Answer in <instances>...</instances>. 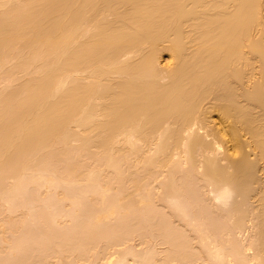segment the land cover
<instances>
[{
  "label": "bare ground",
  "instance_id": "bare-ground-1",
  "mask_svg": "<svg viewBox=\"0 0 264 264\" xmlns=\"http://www.w3.org/2000/svg\"><path fill=\"white\" fill-rule=\"evenodd\" d=\"M0 8H4L0 10V67L4 68L3 65L6 61L8 63L7 67L9 63L14 62L13 65L16 67L18 73L16 70L15 72L18 75L21 74L19 73L21 71L23 73L26 72L22 74L28 77L31 76L30 68L36 67V69L33 68L31 71V74L34 71L36 74L33 73L34 76L29 77L30 79L28 80L23 79V84L17 88L14 86L13 91L10 88L16 80H13L11 83L7 79H17L18 75L16 76V73H13L15 67L13 66V68L9 69L7 74L0 75L1 79L2 75H5L4 77L6 78L4 81L2 79V82H8L7 86L12 84L6 90L5 85H3L4 89H0V93L8 90V93L0 94V174L3 172L2 176H5L11 168L12 171L14 168H17L21 172L23 170H40L42 167L44 168V164L46 163H44L42 157L44 153H50L52 156L58 155L59 151L61 153L65 151V154L71 142L73 144L74 139L81 141L79 145L80 149L78 148L79 151L86 150L88 152L92 148H96L98 152H93V154L95 153V156L99 157L98 160L96 159L97 161L99 159L102 161V164L100 163L101 168H103L102 165L104 164L103 166L109 170L116 168L115 172L118 169L120 170L124 164L126 166L129 162L128 160L132 159L134 155H139L137 159L143 163V166L145 165L144 169L147 168L146 166L152 168L158 165L161 168L163 165L165 168V164L167 165L170 162L169 164L171 165L172 163L173 167L170 165L167 167H171L172 170V168H176L177 163L181 168V165L183 164L184 166L187 162L190 167L191 165L195 166V168L199 167L197 169L198 172L195 170L196 173H200L199 170H202V174H200L206 180L205 183H208H206V188L209 185L207 188V191L209 190L208 192H210L209 196L211 197L212 195L211 199H213L212 201L216 207L219 206L218 208H220L221 206L223 209L224 207L228 209V215H231L230 219L234 221L232 225H234V229H237H235L236 234L237 231L240 232L245 227L246 218H248L246 217L245 211L247 210L245 207L247 208L248 203H250L248 198L250 201L251 199L257 201V217H261V220L258 217V220L261 222L258 224L262 225L259 227L261 231L257 228L259 230V232L257 231L259 233H257L259 240L257 239V243H255L256 236L255 240L248 238L254 241H251L254 245L250 243V247L245 248H247L246 250H248L250 256L256 259V264H264V177L261 181L257 177L258 172H263L262 176H264V0H16V2H12V0H0ZM163 57L167 59L165 63L162 61ZM9 59H11V62ZM10 70L13 71L10 72ZM78 73H84L85 75H77ZM9 75L12 77H9ZM213 111L217 113L216 116ZM208 113L209 115L213 113L214 119L211 118L213 116H208ZM76 127H80V131H77ZM145 145L148 149L144 148ZM221 153L223 156L219 155ZM177 154L179 161L176 159V162L173 164L174 161H171L175 159L174 156ZM83 155L85 154L83 153ZM68 157H70L69 154ZM79 159H82V157ZM79 162L81 163V160ZM130 163H132V160H130ZM100 164L98 163V167L96 165V168L93 166L92 168L94 169L88 167V171L92 170L93 172L91 174L95 175L97 173L96 178L95 176L91 178V175H88L91 171L88 174L86 173V176L82 175L84 173L81 175L84 178L89 176L90 179L85 178L87 179L85 183L86 181L88 183L89 180L92 182V179L98 180L94 181L97 183H95L96 186L102 189L97 187L101 193V191L103 192L102 187H104V192H106L110 185L105 182V178L103 179L104 175L102 177V174H99L103 170L106 172L104 168L100 170ZM136 164L138 165V163ZM64 165L66 164L64 163ZM76 165L77 168L81 166L79 164ZM49 166L47 167L51 169L52 165ZM71 166L70 169L73 168V173L76 166ZM178 166L176 169H178ZM96 169H99V173L95 172ZM42 171L44 170L41 169L40 173ZM74 171L77 174L79 173V175H76L75 172L73 174L71 172L68 173V171L67 174L70 176L72 174V177L74 175L75 177L71 179L76 180L67 178L68 181L70 180L75 183L81 178L79 177L81 172L79 170V172L77 170ZM122 171H119L121 174L117 172L119 174L117 176L123 175L124 172L122 173ZM151 171L153 172V170ZM16 172H8L9 174L7 175L18 174ZM171 172L169 169L168 173ZM175 172L178 174L180 171L175 170ZM34 173H38V171ZM47 173L45 172V174ZM148 173L146 174L148 175ZM173 173L174 171L171 175L168 174L169 177L166 176L173 184L169 185L170 188L176 189L173 192L170 189V194L172 195H169L170 204H175L174 206H179V209L182 208L181 210L185 211L186 206L190 207L189 204H195V194L192 193L195 189L191 190L193 184L188 185L190 189L185 191H181L184 189H180V192L183 193L178 192L174 195L177 190L179 191V187L176 186V180L179 181L184 176H177L178 179L180 178L178 180ZM42 174L38 176L41 177ZM53 174L55 173L53 172ZM22 176L21 174L20 177ZM123 176L119 178L122 179ZM140 178L134 185L131 183L133 188H129L132 187L130 184V186L128 185L129 187L125 186L122 180L121 183H117L116 185L119 184L118 190L121 187L119 192L123 190V193L118 192L119 199L121 197L119 194H122L124 199H129L130 201L132 199L134 201L137 200L140 204L148 200L150 202L152 197L151 200H153L154 195L150 192L151 186L146 190V186L149 184H144L149 178H145L144 180H142L143 178L140 180ZM1 179L2 177L0 181ZM50 179L52 180V178ZM18 180L14 179L17 183L19 182ZM40 181L38 182L41 183ZM63 181L66 182V180ZM107 181L109 182V180ZM259 181L261 183H258ZM52 182L54 181L52 180ZM256 182L260 184L258 188ZM167 183L166 185H168ZM99 184H103L104 186H100ZM253 184H256L254 187L256 186L255 189L257 190L253 189ZM105 185L107 188H105ZM143 188L146 192L142 190ZM128 189H131L133 192H128ZM124 190H126V193ZM7 191L6 194L8 193ZM12 191L10 192L11 194L14 192ZM167 191L169 193V190ZM3 192L5 193V191ZM3 192H1L2 195ZM132 193L134 198L127 197L130 194L132 195ZM101 194L103 195V193ZM64 195L62 198L65 197ZM165 195L164 198H166ZM8 197L10 198V196ZM191 198L194 199V202L191 201L193 200ZM6 199L8 200V198ZM183 199L184 201L185 199L191 200H186V203H183ZM120 200H122V197ZM255 200H252V203ZM180 203H183L182 207ZM107 208L105 209L106 212L111 214L115 212L113 210L114 207H110L112 210L109 207ZM106 212H102L101 214L105 215ZM99 213L97 212L96 219H99L98 217L101 215ZM105 217L100 216V219H104ZM191 218L196 220L199 217L194 219L191 216ZM9 220L10 222L8 223L15 221L11 218ZM26 220H30V218ZM3 221L6 222L5 219ZM196 221L198 224L200 223V219ZM204 221L202 220L201 222L204 223ZM5 222H2V226L6 224ZM24 222L25 219L21 224L23 227ZM194 224L197 225V223ZM201 225L202 223L198 227L201 228ZM207 228H204L203 231L208 233V236L205 235L206 238L210 237V231L208 232L209 229ZM222 228V230H220L221 228H217L220 230V233H222L221 231H226V228L223 226ZM36 229L33 228L31 230ZM86 230L87 232L89 231V229ZM93 230L90 229L87 235H91V231ZM104 230L102 231L105 235ZM160 230L159 234H161ZM76 231L79 230L76 229ZM102 231L94 232L99 237L98 239L94 234L92 236L94 237L93 239H97L96 242L98 244L102 242L99 239H103L101 237ZM118 231L116 229L108 230V233L111 232L106 236V242L108 236H110L109 245L105 243L103 246V243H100L103 247L101 246L102 250L99 252L98 249H95L96 245H98L96 242L90 245L88 244L90 242L84 241L85 243H82L86 246L84 244L81 246L82 240L79 239L80 242H77L79 247L76 244L74 246L81 248L79 249L81 253L76 250L77 252L75 253L79 255L75 256L74 260V257L70 259L69 255L73 256L72 254L74 253L72 252H74V249L69 253L68 248L67 253L69 254H66L68 260L64 259L63 262V257L61 260H58V258L59 262H57L59 264L61 262L63 264H67L68 262V264H155V261L157 263L159 260L162 261V257L155 260V254L154 256L152 255L155 260H152L154 263H151L147 259L149 251H154V248H151L158 241V233H155L154 237H151L149 234L146 235L143 232L146 237L150 236L151 240L152 238L157 240L150 245L151 242L149 241V243L148 239H143L148 242L146 246L149 244V248L151 247L149 251L145 247L147 249L146 252L145 248H143L145 242L142 238L139 239L140 242L138 243V245H141V248H137L135 243L132 246L127 241L129 239L127 236L131 235L129 232H126L127 230L125 232L123 230L122 232ZM229 231L230 233H225V236L226 234L230 235L233 230ZM66 232V237H69V232L72 234V231H69V234ZM87 232L85 231V233ZM117 232L118 235L120 233V236L124 234L121 239L114 235ZM170 232L168 231L167 234L169 235ZM78 233L76 236L78 235V237L83 238ZM143 233L142 235L144 236ZM172 233L169 236L165 234V239L167 236V239L170 237V240H174V236H171ZM233 233L232 238L233 236L236 238V234L233 235ZM15 234L17 233L15 232L12 235L16 236ZM133 234L131 235L132 238ZM12 235L11 237L13 238L14 236ZM41 236L45 235L41 234ZM112 236L118 239H114ZM213 236L214 234H212V238H214ZM220 236L222 240V235ZM66 237L59 238L61 241L63 240L58 243V245L62 243V249L65 246L64 242H67L68 239L70 240V238L67 239ZM76 238H71L72 241L68 242L71 243ZM122 238L131 247L126 246L125 242L121 241ZM111 239L113 243L117 240L120 241L111 246ZM132 240L135 241L136 239H129L130 242ZM229 240L227 242L230 245L231 242ZM1 241L3 245V240ZM175 241L177 242V239ZM227 242L225 240L223 247L228 246ZM25 243L23 244L25 245ZM48 243L46 241V244ZM163 243L165 244L167 241ZM177 243L180 244L179 242ZM18 244L17 241L16 245L18 246ZM123 244L125 247L115 246ZM218 244L216 242L215 245L218 247H215L214 250L217 254L223 256L222 249L224 248L219 244L220 248ZM9 245L12 248V243ZM37 245L36 247H38ZM61 245L59 246L61 247ZM70 245L68 243L66 247H70ZM88 245H90L89 248L91 246L95 247H92V249L97 250H93L96 253H93V251L88 253L89 251H86L89 249ZM6 246V250L9 249L8 244ZM17 246L15 249L13 248V251L19 248ZM59 246V252L63 255L62 249L60 251ZM232 247H235V250ZM98 248L101 249L100 247ZM128 248L129 250H125ZM163 248L160 251L164 252L167 250V253H171L169 247L167 249L166 247ZM188 249L186 248V254L191 255L192 252L196 251H192L190 246ZM230 249H228L231 252L230 254L229 252L226 254V250L224 251V255H228V259L230 256L231 259L232 256H235L234 259L236 261L239 259L241 264H246L245 261L247 262L248 259L243 258V254L232 243ZM210 250L211 253L209 254L214 255L212 247ZM63 251L65 252L66 249H63ZM51 252L53 251H50L49 257L51 256ZM162 252L158 251L157 253ZM178 252L175 253L177 254ZM185 252L184 250L180 251V256L181 253ZM152 253L150 252V254ZM3 254L5 253L3 252ZM3 254L2 256L0 255V258H4ZM7 256L11 257L8 253ZM36 256L32 257V261L34 258L36 259ZM52 256L55 255L52 254ZM51 257L50 261L54 258ZM176 257L174 260L178 261V256L176 255ZM18 258L22 259L21 256ZM18 258L15 254L11 259L7 260H12L10 261L12 263L15 260L20 261L18 263L21 264L22 260ZM166 258L168 259V257ZM211 258L215 257L212 256ZM40 259L37 261L38 263ZM228 259L225 257V261ZM7 260L5 259V261ZM169 260H172L171 264H180L173 262V258L167 261ZM190 260L192 259L188 260L187 258L188 262ZM218 260H216L217 263L215 262V264H222L224 262H222L224 259H220L221 261L219 260V262ZM5 261L4 263H6ZM27 261L29 262L30 260H26V263ZM46 261L49 262V260ZM26 263L23 262V264ZM196 263L199 264L198 262ZM204 263L206 264V261L200 262V264ZM226 263L224 262V264Z\"/></svg>",
  "mask_w": 264,
  "mask_h": 264
},
{
  "label": "rangeland",
  "instance_id": "rangeland-1",
  "mask_svg": "<svg viewBox=\"0 0 264 264\" xmlns=\"http://www.w3.org/2000/svg\"><path fill=\"white\" fill-rule=\"evenodd\" d=\"M15 2H16V0H14ZM13 0H12V2H14ZM19 1V0H18ZM1 9H4V8H0V10ZM166 57V56H165ZM165 57H163L162 58V61H163V63H165V61H167V59L165 58ZM12 59V58H11ZM11 59H9L10 60V62H11ZM8 60V61H9ZM13 60H14V58H13ZM257 64H258V62H256ZM7 61L4 63V68L1 66L0 67V75L1 74H7V72H9L8 70L9 69H11V68H13V64H14V62L12 63H9V65H8V67H7ZM5 65H6V67H5ZM32 66H35V65H32ZM31 66V67H32ZM10 67V68H9ZM15 67V66H14ZM7 68V69H6ZM34 67H32V68H30V75L31 76H34L33 75V73L35 72H32V74H31V71H32V69H33ZM34 69H36V67L34 68ZM14 70V72L13 73H16L17 72V70H16V67L13 69ZM13 70H10V72L11 71H13ZM15 70H16V72H15ZM20 71V70H19ZM2 72V73H1ZM18 73V72H17ZM16 73V76L18 75ZM19 73H23L22 71L21 72H19ZM24 73H26V72H24ZM23 73V74H24ZM10 74V73H9ZM18 75V77H17V79H11V80H9V79H7V81L8 82H13V80L15 81L14 83H12L13 84V86H12V84L11 85H9V86H7L6 84L8 83V82H2V79H3V81H4V79L6 78V77H4L3 75H2V79H1V81H0V89L2 90V89H4L3 88V85H5L4 87H5V90L8 88V87H10V86H12L10 89H12V91L14 90V86H15V88H17V87H19V85H21V84H23V79L24 80H28V79H30L31 78V76H26V75ZM34 74H36V73H34ZM85 75L84 73L82 74V73H78L77 75ZM11 75V74H10ZM9 75V77H12V76H10ZM29 75V74H28ZM13 76H14V74H13ZM15 76V77H16ZM20 76V77H19ZM14 77V78H15ZM22 77V78H21ZM28 77V78H27ZM27 78V79H26ZM17 82V83H16ZM20 82V83H19ZM18 84V85H17ZM1 86H2V88H1ZM16 90V89H15ZM8 91V90H7ZM7 91H3V93H8ZM10 92V91H9ZM3 93H0V94H3ZM210 113V112H209ZM209 113H208V116H213V117H211L212 119H214V117L217 115V113L216 112H214L213 111V113L215 114V116H214V114L213 113H211L210 115H209ZM210 118V117H209ZM211 119V120H212ZM77 128V131H80L79 129H81L80 127H76ZM76 130V129H75ZM201 131H203V129H201ZM79 140V139H78ZM76 141L75 139L73 140V144H72V142H71V145L70 146H72L71 148H70V146H69V148L67 149L68 151L64 154V152L65 151H62L63 153H61L60 151H59V154L58 155H52L51 156V154L49 153H44L43 155H42V157H43V159H44V165H45V167L43 168H41V169H43L47 174H45V172L44 171H42L43 172V174H44V176H43V174H42V172L40 173V170H29V171H22L21 172V170L19 171V169H13V171L10 169L9 171H7V173H6V175L4 176H2L1 174L3 173H1L0 175V178L2 177V179H1V183H0V217H1V219H0V227H2V229H0V235L2 236V238H1V236H0V255L2 256V254H3V252L5 253V254H3V256H4V258L2 257V258H0V264H3L4 263V261H5V259L7 260V259H11L15 254H16V256H17V258L18 257H22V259L21 258H18V259H21L22 260V262H21V264H23V262L24 263H26V260H30L29 262L31 263V264H33V263H37V264H55V263H58L59 261L58 260H61L63 257V259H62V261L65 259H67L68 260V258H67V256H66V254H69V253H71V250L73 251V249H74V252H72V253H74V254H72L73 256H71V255H69L70 256V259L71 258H73V260L75 259V256L77 257V255H79L78 253H75V252H79L80 251V253H81V250H79V249H81V248H77V246H78V243L77 242H80L79 241V239L80 240H82L81 241V246L85 243L84 241H86L87 243L88 242H90V243H88V244H90V245H92V243L94 244L96 241H97V239L99 238V237H97L95 234H94V232L95 233H97V231L98 232H101L102 230H104V232H105V235H104V233H103V231H102V234H103V236H102V234H101V237L103 238V239H99V240H101L102 242H99V244L96 242V244H98V245H96V248L95 247H93V246H91L90 248H89V246L90 245H88L87 247L89 248V249H87L86 251H89L88 253H90L91 251H93V250H95V249H98V252L100 251V250H102V248H101V246L103 245H105V243L106 244H108L109 242H110V236H108V239H107V242H106V236L109 234V233H111V232H109L108 233V230L109 229H116V231H118V229H120L119 231L120 232H122V230L125 232V230H127L126 232H129L131 235L133 234L134 236H133V238L131 237V235L128 237L127 236V238H129V239H136L135 241L134 240H132V242H130L129 241V239H127V238H125V239H127V241L132 245H134V243H135V245H137L136 247L137 248H141V245H138V243L140 242V240L139 239H141L142 238V240L143 239H148L147 241L150 243V245L151 244H153L152 242H156L157 240L154 238H152V240H151V237L153 236V235H155V233H158V241L156 242V244L154 243L153 245V247L151 248V249H153L154 248V251L153 250H150L149 251V244H148V246H146L147 244L146 243H148L147 241H144L145 242V246L143 247V248H145V247H147V249H148V251H149V254L147 255V259H149L150 260V262L151 263H154V261L155 260H158L160 257H162L161 258V260L162 261H164L165 260V262H163L162 263V261H160L159 260V262L158 263H161V264H171L172 262V260H169V261H167L168 259H172L173 258V262H177V263H180V264H197L196 262H198L199 264H200V262L202 263V262H205L206 261V264H212L213 262H214V264H215V262H216V260H218L221 256L219 255V254H217L216 252H215V250H214V248L216 247H218L217 245H215L216 244V242H217V244L219 243L220 245H222V247H223V243L225 242V240H226V242H227V240L228 239H230L229 240V242H231L232 243V245H234V246H236V249L238 248V250L243 254L242 256H243V258H245L246 260H247V262L245 261V263L246 264H249V261L251 262L250 264H256V259L255 258H253V256H250V254L248 253V250H246L247 248H248V246H249V244L251 243V241L252 242H254L253 240H255V243H257L256 241H257V239H258V237H257V235L259 234L258 232H259V227L260 226H262L261 224L259 225L258 223H261L259 220H261V217H259V220H258V217H257V208H256V206L258 205V203H257V201L255 200V199H251V201L249 200V198H248V201L250 202V203H248L249 205H247V208H249V209H247L246 207H245V209L247 210V211H245L246 212V217H248V218H246V222H245V227H243V229L242 230H240V232H238L237 231V234L235 233L236 232V230L234 229V225H232V223L234 222L233 221V219H230L231 218V215H228V209L226 208V207H224V209H223V207L221 208V206H220V208H218V207H216L215 206V204L213 203V199H211L212 198V195H211V197L209 196V193L210 192H208L207 191V188H208V186H207V188H206V185L208 184L207 182V184L205 183V181L206 180H204L203 179V175L201 176V174H202V170H199V172L201 173H196V171L195 170H197V169H199V167L197 166V168H195V166H192L191 165V167L193 168L194 167V169H192L190 166H189V163H185L184 164V166H183V164L181 165V168L178 166V163H177V166H178V169H176L177 168V166H176V168L174 167V169L176 170V171H180V172H178V174H177V172H175V170L172 168V170H171V167H173V165H172V163H171V165L168 163L167 165L165 164V168H164V166L162 165V168H161V166L160 165H158V166H154V167H152V168H149V166H146L147 168H145L147 171L145 172V169H144V166H143V163L142 162H139L138 160L139 159H137L138 158V156H133L132 157V159L130 158L127 162H128V164H126V166H125V164L123 165V166H121V168L123 169V171H122V169L120 168V170L118 169V171L117 172H121L122 171V173L124 172V176L123 175H120V176H123V178L122 179H120L119 177L120 176H117V175H119V174H117V172H115L116 170V168L114 169V168H112V169H108V168H105V166H103L102 165V167L105 169V171L106 172H104V170L102 171V172H104V173H99L98 172V170L99 169H96L95 170V172H98L99 174H102L101 176L103 177V175H104V177H103V179L105 178V182H107V183H109L108 185H110L108 188L109 189H107L106 190V192H104V187H102L103 188V192L101 191V193H103V195L100 193V187L99 186H96V182L95 181H98V180H95V179H92L93 181L92 182H90V178H89V176H87V177H85V178H89L88 180H89V182L87 183V181H86V183H85V180H87V179H85L82 175H84V176H86V173L88 174L90 171V173L88 174V175H91V178H94V176H95V178H96V174H95V172H94V174L95 175H93V174H91V173H93L92 172V170H90V171H88L89 170V168L91 169L93 166H94V168H96V165H97V167H98V163L100 164H102V161H100V159H99V161H97L98 160V158H97V155L95 156V153L96 152H98L97 150H96V148H92L90 151H88V152H86V150H80L79 151V149H80V147H79V145H80V143H81V141L79 140V141ZM119 146V145H118ZM146 146V145H145ZM144 146V148H147L148 149V147L146 146L145 147ZM79 148V149H78ZM145 150V149H144ZM81 152V153H80ZM86 152V153H85ZM93 152H95L94 154H93ZM69 154V156L70 157H68V154ZM79 153V154H78ZM83 153L85 154V155H83ZM49 156H48V155ZM61 154V155H60ZM64 154V155H63ZM72 154V155H71ZM89 154V155H88ZM98 154V153H97ZM47 155V156H46ZM81 155V156H80ZM83 155V156H82ZM88 155V156H87ZM220 156H223V154L221 153V154H219ZM218 155V156H219ZM55 156V157H54ZM64 156V157H63ZM66 156V157H65ZM72 156V157H71ZM78 156H79V158L80 157H82V159H79L78 158ZM99 156H101V155H99ZM49 157H50V160H49ZM76 157V158H75ZM87 157V158H86ZM48 158V159H47ZM68 158H70V159H68ZM75 158V159H74ZM78 158V159H77ZM102 158V157H101ZM135 158H136V160H135ZM174 158L175 159H172V161L171 162H173V164L176 162V159H178L179 157H178V154L177 155H175L174 156ZM200 158V157H199ZM253 158H255V157H253ZM68 159V160H67ZM73 159H74V161H73ZM84 159V160H83ZM97 159V160H96ZM60 160V161H59ZM65 160V161H64ZM70 160V161H69ZM81 160V163L79 162ZM102 160V159H101ZM130 160H132V163H130ZM134 160H135V162H134ZM180 160H181V158H180ZM62 161V162H61ZM67 161H68V163H67ZM73 161V162H72ZM78 161V162H77ZM85 161V162H84ZM97 163H95V162ZM137 161V162H136ZM178 161H179V159H178ZM58 162H60V163H58ZM89 162H90V164H89ZM126 162V163H127ZM134 162V163H133ZM225 162V161H224ZM64 163L66 164V165H64ZM136 163H138V165L136 164ZM42 164H43V162H42ZM52 165L51 166V169L49 168L50 166L49 165ZM76 164H79V165H81L80 167H78L77 168V165ZM89 164V165H88ZM101 164L99 165V167L101 168ZM133 164V165H132ZM135 164V165H134ZM188 164V165H187ZM49 166V167H47V166ZM70 165H72L71 167H73V165H74V167H75V169L74 170H79L81 173H80V176L79 177H81L80 179H78L74 184L70 181V180H76V179H71V178H73V177H75L74 175H73V177H72V174L75 172L76 173V175H79V173L77 174V172L76 171H74L73 170V173H72V169L73 168H71L70 169ZM78 165V166H79ZM85 165V166H84ZM92 165V166H91ZM143 167H142V166ZM168 165H170L171 167L169 168V167H167ZM176 165V164H175ZM57 166V167H56ZM66 166V167H65ZM91 166V167H90ZM125 166V168H123ZM160 166V167H159ZM182 166L184 167V170H183V168H182ZM83 167H85L84 169H83ZM89 167V168H88ZM156 167V168H155ZM159 167V168H158ZM46 168H47V170H46ZM82 168V170H80V169ZM87 168V169H86ZM94 168H92V169H94ZM103 168H101L100 170H102ZM191 168V169H190ZM57 169V170H56ZM67 169V170H66ZM154 169H155V171H154ZM169 169H170V172L172 171H174V175H175V177H179V176H184L181 180H179L178 179V177H177V179L180 181V183H179V181H177L176 180V186L177 187H179V191L177 190V192L176 193H174V195L175 194H177L178 192H180V189H184V190H181V191H185V190H187V189H190V188H188L190 185H192L191 186V190H193V189H195V190H193V192L192 193H194L195 194V204L194 203H192L193 205H191V204H189V206L190 207H188V206H186L187 208L186 209H184L185 211H183V210H181L182 208H180L179 209V206L178 207H176V206H174L172 203V205L170 204V196L169 195H171L170 193L171 192H173L174 190H176V189H171L170 188V186L169 185H173L170 181V179H167L166 178V176L167 177H169V175H171L172 174V172L171 173H168V171H169ZM201 169H202V167H201ZM17 171L18 172V174H10V175H7V174H9V173H11V172H13V173H15V171ZM56 170V171H55ZM70 170V171H69ZM109 172H108V171ZM115 170V171H114ZM151 170H153V172L151 171ZM191 170V171H190ZM36 171H38V173H34V172H36ZM67 171H68V173L69 172H71L72 174H71V176L69 175V174H67ZM78 171V172H79ZM88 171V172H87ZM1 172V171H0ZM9 172V173H8ZM16 172V173H17ZM53 172L55 173V174H53ZM57 172V173H56ZM108 172V173H107ZM119 172V173H120ZM149 172V173H148ZM152 172V173H151ZM197 172H198V170H197ZM24 173V174H23ZM59 173H61V174H59ZM82 173H84V174H82ZM107 173V174H106ZM146 173H148V175L146 174ZM194 173V174H193ZM260 173V174H259ZM23 175L22 177H20V175ZM42 174V176L41 177H39L40 175ZM82 174V175H81ZM121 174V173H120ZM169 174V175H168ZM262 174H263V172H258V176L257 177H259V180L261 181V179L264 177V176H262ZM39 175V176H38ZM53 175H54V178H53ZM174 175H172V176H174ZM197 175H199V176H197ZM261 175V176H260ZM16 176V177H15ZM56 176V177H55ZM171 176V177H172ZM186 176V177H185ZM190 176H192V177H190ZM13 177H15V178H13ZM67 177H69V181H68V178ZM78 177V176H77ZM78 177V178H79ZM140 178V180L142 179V180H144L145 178H149V180H146V181H148V182H146L145 181V183L144 184H149V185H144V186H146V190H148V187H150V192L154 195V199L153 200H151L150 199V202H149V200L144 204V203H139L137 200H133L132 199V197H133V193H132V195L130 194L129 196H127V197H130L132 200L130 201L129 199L128 200H126V199H124V197H123V195L122 194H119V195H121V197H122V200H120L121 199V197H120V199H119V196H118V192L121 190V187H120V189L118 190V185H116L117 183H121V180H122V182L125 184V186H128L129 184L132 186V187H129V188H133V185H134V183ZM49 178H52V180L54 181V182H52V180L50 181L49 180ZM63 180H66V182L65 181H63ZM65 178V179H64ZM67 178V179H66ZM84 180H83V179ZM97 178L98 179H100L99 178V176H97ZM107 178V179H106ZM185 178V179H184ZM14 179L15 180H17V179H19L18 181V183H17V181H14ZM60 179V180H59ZM102 179V178H101ZM132 179V180H131ZM176 179V178H175ZM184 179V180H183ZM187 179V180H186ZM191 179V180H190ZM258 179V178H257ZM24 180V181H23ZM34 180V182H32ZM40 180H42V181H40ZM58 180V181H57ZM95 180V181H94ZM107 180H109V182L107 181ZM139 180V181H140ZM165 180V181H164ZM167 180V181H166ZM170 180V181H169ZM5 181V182H4ZM21 181V182H20ZM36 181V182H35ZM38 181H40L41 183H39ZM43 181H45V182H43ZM47 181V182H46ZM81 182L80 184H79V182ZM118 181V182H117ZM130 181H132V182H130ZM169 181V182H168ZM183 181V182H182ZM258 182V183H261V182ZM14 182V183H13ZM28 182V183H27ZM84 182V183H83ZM94 182V183H93ZM100 182V181H99ZM104 182V181H103ZM104 182V183H105ZM113 184H112V183ZM142 182V181H141ZM165 182V183H164ZM168 182V183H167ZM188 182V184H186ZM71 183V184H70ZM78 183V184H77ZM90 183H92V184H90ZM96 183V184H95ZM133 185H132V184ZM166 183L168 184V185H166ZM170 183V184H169ZM257 182H256V184H257V188H258V185H260V184H258ZM39 184V185H38ZM41 184V185H40ZM46 184V185H45ZM49 184V185H48ZM106 184V183H105ZM186 185L185 187H184V185ZM256 184H253V189H255V187H254V185H256ZM10 185H12V186H10ZM100 186H104L103 184L101 185V184H99ZM122 185V184H121ZM164 185H166V186H164ZM180 185V186H179ZM189 185V186H188ZM16 186H18V187H16ZM143 186V187H144ZM97 187H99V188H97ZM154 187V188H153ZM167 187V188H166ZM187 187V188H186ZM5 188V189H4ZM97 188V189H96ZM105 188H107L106 187V185H105ZM145 188V187H144ZM144 188L142 189L143 191H145L144 190ZM9 189V190H8ZM123 189V188H122ZM126 189H127V187H126ZM153 189V190H152ZM170 189L172 190L171 192H170ZM210 189V188H209ZM8 190V191H7ZM13 192L12 194L10 193L11 191ZM95 190V191H94ZM102 190V189H101ZM129 190H131V189H128V192H133L132 190L131 191H129ZM167 190H169V193H168V191ZM255 190H257V189H255ZM3 191H5V193L3 192ZM6 191L8 192L7 194H6ZM10 191V192H9ZM16 191V192H15ZM18 191V192H17ZM125 191V193H126V190H124ZM153 191V192H152ZM167 191V192H166ZM194 191H196V192H194ZM1 192H3V195L1 194ZM97 192V193H96ZM122 193H123V190L121 191ZM121 192H119V193H121ZM127 192V194H129ZM146 192V191H145ZM14 193H16V194H14ZM93 193V194H92ZM105 193V194H104ZM124 193V194H125ZM168 193V194H167ZM181 194L183 193V192H180ZM10 194V195H9ZM15 196H14V195ZM65 194V195H64ZM66 194H68V195H66ZM151 194V195H152ZM165 194H167V195H165ZM173 194V193H172ZM181 194H178V195H181ZM63 195L65 196L64 198H62L63 197ZM134 195H135V193H134ZM152 195V196H153ZM164 195H165V197L166 198H164ZM8 196H10V198L8 197ZM69 196H70V198H69ZM106 196V197H105ZM169 196V198L167 199V197ZM172 196V195H171ZM1 197H3L2 199H1ZM5 197V198H4ZM138 197V196H137ZM136 197V198H137ZM181 197V196H180ZM183 197V196H182ZM185 197V196H184ZM210 197V198H209ZM6 198H8V200L6 199ZM134 198V197H133ZM5 199H6V201H5ZM138 199V198H137ZM161 199V200H160ZM191 199H193V198H191ZM190 199V200H191ZM181 200V199H180ZM188 201L189 199H185V201ZM189 200V201H190ZM252 200H255V202H253L252 203ZM137 201V202H136ZM182 201V200H181ZM180 201V202H181ZM184 201V199H183V203H186ZM192 202H194V199L193 200H191ZM182 203V204H183ZM191 203V202H190ZM251 203H252V207L250 206L251 205ZM182 204L180 203V205H181V207H182ZM179 205V204H178ZM186 205V204H185ZM112 206V208H113V210H115V212H113V214H111V213H109V212H106V208L107 207H111ZM249 206V207H248ZM225 208H226V210H225ZM254 208V209H253ZM108 209V208H107ZM111 209V208H110ZM256 209V210H255ZM105 210V211H104ZM112 210V209H111ZM179 210H181V211H179ZM104 213V212H106V214L108 213V215L106 216V214L105 215H103V214H101L102 212ZM182 211H183V213H182ZM259 211V210H258ZM97 212L99 213V214H101L100 216H106L104 219H100V216L98 217L99 219H96L97 217H96V215H97ZM111 212V211H110ZM244 212V213H245ZM109 214H110V216H109ZM230 214V213H229ZM10 217H9V216ZM184 215V216H183ZM203 215H205V216H203ZM6 216V217H5ZM12 216V217H11ZM26 216V217H25ZM191 216L192 217H194V219H196V217L198 218V219H196V220H198L199 221V219H200V223H202V225H201V228L200 227H198V226H200V223L198 224V222L196 221V220H193L192 218H191ZM4 217V218H3ZM11 218V219H14L15 221V223H16V225H15V223L13 222V221H11V223H8V222H10V220H9V218ZM23 217V218H22ZM35 217V218H34ZM36 217H38V218H36ZM181 217V218H180ZM203 217V218H202ZM29 219L30 218V220H26V219ZM32 218V219H31ZM192 220H191V219ZM204 218H205V221H204ZM259 221H257L256 219ZM6 220V222L5 221H3V220ZM9 221H8V220ZM17 219V220H16ZM22 219V220H21ZM25 219V222H24V227H23V225H21L22 224V222H23V220ZM37 219H39V221H37L36 222V220ZM174 219V220H173ZM2 220V221H1ZM19 220V221H18ZM99 220V221H98ZM177 220V221H176ZM204 221V223L203 222H201V221ZM244 220H245V218H244ZM244 220H243V222H244ZM19 222V224H18V222ZM32 221V222H31ZM34 221V222H33ZM192 221V222H191ZM257 221V222H256ZM2 222H5L4 224V226H2L3 225V223ZM21 222V223H20ZM30 222V223H29ZM40 222V223H39ZM7 223H8V225H7ZM194 223H197V225L196 224H194ZM257 223V224H256ZM26 224V225H25ZM203 224H204V226H203ZM257 226H256V225ZM10 225V226H9ZM15 225V226H14ZM19 225V226H18ZM7 226V227H6ZM166 226V227H165ZM168 226V227H167ZM216 226H218V227H216ZM221 226V227H220ZM222 226L224 227V228H226V231L227 232H229L230 233V231L229 230H233L232 231V233H233V235H235L236 234V238L233 236V238H232V233L230 234V235H227L226 234V236H225V233H227L226 231L224 232V231H221L222 233H220L219 231L220 230H222L223 228H222ZM229 226V227H228ZM244 226V225H243ZM264 226V225H263ZM165 227V228H164ZM172 227V228H171ZM206 229V227H208L207 229H209L208 230V232L210 233V237H205V235L206 236H208L207 234L208 233H205V232H203L204 231V228ZM210 227V228H209ZM215 227V228H214ZM5 228H7V229H5ZM21 228H23L22 230H21ZM33 228H37L38 229V231H37V229L36 230H31V229H33ZM158 228H159V230H160V228H161V230H160V233L161 234H159V230H158ZM167 228H169V229H167ZM200 228V229H199ZM217 228H221L220 230H218ZM231 228V229H230ZM259 230H258V229ZM263 228V227H262ZM7 230V231H5V230ZM8 229H9V231H8ZM13 229H14V231L18 234V232H19V234L17 235V234H15L16 236H14V235H12L13 233H15L14 231H13ZM16 229V230H15ZM76 229H78L79 231H76ZM86 229H89V231L88 232H90V229H94L93 231H91L92 233H91V235L89 234V235H87L88 234V232H87V230ZM102 229V230H101ZM106 229H108L107 230V232H106ZM216 229H217V231H216ZM12 230V231H11ZM18 230H20V231H18ZM29 230V231H28ZM50 230V231H49ZM54 230H56L55 232H53ZM58 230H60V231H58ZM63 230V231H62ZM72 231V234H71V232H69V231ZM101 230V231H100ZM212 230V231H211ZM214 230V231H213ZM225 230V229H224ZM3 231V232H2ZM23 231V232H22ZM27 231V232H26ZM31 231H35V232H32L31 233ZM62 231V232H61ZM66 231H68L69 233H70V235H69V237H66L65 236V232ZM85 231L87 232V233H85ZM115 231V230H114ZM118 231V232H119ZM134 231V232H133ZM136 231V232H135ZM173 232L172 233V235L171 236H174V238L175 239H177V242H179L180 244H178L176 241L174 242V240H170V237H168V239H167V236H169L170 234H171V232H170V234L168 235L167 234V232ZM205 231H207V230H205ZM241 231H243V232H241ZM258 231V232H257ZM261 231V230H260ZM29 232V233H28ZM38 232H41V233H38ZM51 234L50 236H49V234ZM51 232V233H50ZM68 232H66V233H68ZM76 232V233H75ZM79 232V233H78ZM118 232L115 234L114 233V235H116L118 238L120 237V239H121V237H123V235L124 234H122V236H120V233H119V235H118ZM123 232V233H124ZM143 232H145L146 233V235H150L149 237L147 236L146 237V235L143 233ZM162 232H164V233H162ZM223 232H224V234H223ZM255 232V233H254ZM10 233H12V234H10ZM60 233H63V234H60ZM68 233V234H69ZM80 234L81 235V237H83V238H80V237H78V235L76 236V234ZM139 233V234H138ZM142 233L144 234V236L142 235ZM151 233V234H150ZM204 233V234H203ZM228 233V234H229ZM238 233H239V235H238ZM258 233V234H257ZM3 234V235H2ZM7 234V235H6ZM24 234V235H23ZM32 234V235H31ZM36 234V235H35ZM41 234L42 235H45V236H41ZM55 234V235H54ZM59 234H60V236H59ZM93 234H94V236L95 237H97V239H93L94 237H92L93 236ZM126 234V233H125ZM165 234H167V236H166V239H165V237H164V235ZM212 234H214V238H212ZM216 234V235H215ZM222 235V240L220 239L221 238V236L220 235ZM243 234H245V235H243ZM11 235L12 236H14L15 237V239H14V237L12 238L11 237ZM79 235V236H80ZM127 235V234H126ZM137 235H139L138 237H137ZM218 235V236H217ZM224 235V236H223ZM243 235V236H242ZM254 235V236H253ZM20 236H22V237H20ZM26 236V237H25ZM30 238H29V237ZM34 236V237H33ZM39 236V237H38ZM49 236V237H48ZM53 236H55V237H53ZM59 236V237H58ZM62 236V237H61ZM66 237L67 239L68 238H70V240L68 239L67 240V242H64V244H65V246H64V244H63V246L65 247H63V249H66V251L64 252L63 251V249H62V243L61 244H59V245H61V247L58 245V243H60V242H62L61 241V239H59V238H64V237ZM88 236V237H87ZM91 236V237H90ZM98 236H99V234H98ZM136 236V237H135ZM156 236H157V234H156ZM155 236V237H156ZM217 236V237H216ZM220 236V237H219ZM255 236H256V238H255ZM10 238V240H8L9 238ZM17 237V238H16ZM25 237V238H24ZM45 237H46V240H45ZM77 237V238H76ZM87 237V239H85ZM100 237V238H101ZM112 237H114V236H112ZM117 237H114V239H118ZM125 237V236H124ZM131 237V238H130ZM154 237V236H153ZM219 237V238H218ZM7 238V239H6ZM18 238H19V240H18ZM28 238V239H27ZM39 238H42V239H39ZM66 238H65V241H66ZM71 238H76V240H78V241H76V240H74L73 239V242H68V241H72L71 240ZM92 238V239H91ZM150 238V239H149ZM206 238V239H205ZM218 239V240H216V239ZM232 238V239H231ZM248 238H252V239H248ZM255 238V239H254ZM13 239V240H12ZM22 239V240H21ZM27 239V240H26ZM39 239V240H38ZM60 241H59V240ZM123 239L124 238H122V240L121 241H123ZM145 239V240H146ZM164 239H165V241H164ZM171 239H172V237H171ZM1 240H3V245H2V241ZM5 240H6V242H5ZM26 240V241H25ZM34 240V241H33ZM49 240V241H48ZM103 240H104V242H103ZM216 240V241H215ZM221 240V241H220ZM259 240V239H258ZM7 241H9V243H7ZM17 241H18V246H19V248L17 249L16 248V250H17V252H15V251H13V248L15 249V247L17 246L16 244H17ZM46 241H47V243L49 242H51L50 244L48 243V244H46ZM117 241H120V240H117ZM116 241V242H117ZM167 241V243H163V242H166ZM220 241V242H219ZM224 241V242H223ZM8 244V247L10 246L9 244H11L12 243V248H10L9 247V249H7L6 250V248H7V246H6V244ZM16 242V243H15ZM21 242V243H20ZM26 242V243H25ZM82 242H84V243H82ZM116 242H114V243H116ZM125 242V245L126 246H130L131 247V245L128 243L127 244V242L124 240L123 241V243ZM169 242V243H168ZM241 242H242V244H241ZM243 242H244V244H245V246H244V244H243ZM23 243H25V245L23 244ZM35 243V244H34ZM38 245H37V244ZM44 245H43V244ZM71 244L72 246H74L75 244L77 245V246H74L73 248H72V246L70 245V247L72 248H70V247H66L67 246V244ZM102 245H101V244ZM111 243L112 244H110L111 246L113 245L114 246V243L112 242V239H111ZM120 243V242H119ZM175 243V244H174ZM228 243V242H227ZM227 243H225V245H227ZM231 243H230V245H229V243H228V246H225L226 247V249H225V247H223L225 250H226V254H228L227 252H229V250H231L230 249V246H231ZM79 244V245H80ZM162 244V245H161ZM169 244V246H167ZM218 244V245H219ZM251 244H253V243H251ZM13 245H14V247H13ZM30 245H31V247H30ZM36 245L38 246V247H36ZM40 245H42V246H40ZM51 245V246H50ZM100 245V246H99ZM109 245V244H108ZM132 245V246H133ZM161 245V246H160ZM193 245V246H192ZM220 245H219V247H220ZM254 245V244H253ZM17 246V247H18ZM21 246V247H20ZM58 246H59V248H60V251H61V249H62V253H63V255H65V256H63L60 252H59V249H58ZM84 246H86L85 244H84ZM100 247L101 249H99L98 247ZM102 246V247H103ZM116 247H121V246H124V244L123 245H119V246H117V245H115ZM191 247L192 248V251H194V250H196V251H194V252H192L191 253V255L190 254H186V248L188 249V247ZM4 247H5V249H4ZM24 247V248H23ZM29 247H30V249H29ZM36 247V248H35ZM44 247H46V249H44ZM49 247V248H48ZM53 247V248H52ZM79 247V246H78ZM86 247V248H87ZM92 247L93 248H95V249H92ZM107 247H109V246H107ZM106 247V248H107ZM125 247V246H124ZM124 247H122V248H124ZM157 247V248H156ZM163 248V247H166V249L169 247L170 248V251H171V253H167V250H165L164 252H162V251H160L161 250V248ZM172 247V248H171ZM179 247V248H178ZM194 247V248H193ZM212 247V250L214 251H212V253L214 254V255H210L209 253H211V250H210V248ZM245 247H247V248H245ZM250 247V246H249ZM26 248V249H25ZM33 248V249H32ZM48 248V249H47ZM69 248V253H67L68 251H67V249ZM76 248V249H75ZM159 248V249H158ZM176 248V249H175ZM221 248V247H220ZM229 250H228V249ZM232 248H234V250H235V247H232ZM23 249V250H22ZM51 249V250H50ZM53 249V250H52ZM58 249V250H57ZM82 249H83V247H82ZM109 249H110V247H109ZM132 249H133V247H132ZM147 249L145 248V251L147 252ZM157 249H158V251L159 252H162V253H157L158 251H157ZM164 249V248H163ZM172 249V250H171ZM180 251H183L184 250V252L185 253H181V256H180V254H179V250ZM224 249H222L223 250V256H222V258H220V259H224V260H222V262L224 261L226 264H228L229 262V264H235L237 261H238V263H236V264H241V261L238 259L237 261L234 259V257L232 256V259H231V256H230V260L228 259V255H224ZM5 250H6V252H5ZM12 250V251H11ZM22 250V251H21ZM49 250V251H48ZM77 250V251H76ZM105 250V249H104ZM125 250H129V248L128 249H125ZM131 250V249H130ZM155 250H156V252H155ZM178 252L177 254L174 252ZM189 250V249H188ZM228 250V251H227ZM233 250V251H234ZM3 251V252H2ZM9 251V252H8ZM37 251V252H36ZM50 251H53V252H51V256H52V254L53 255H55V256H50L51 258H53V260H51L50 261V257L48 256L49 254H50ZM95 251H97V250H95ZM95 251H93V253H96ZM221 251V250H220ZM11 252H13V253H11ZM20 252V253H19ZM150 252H153L152 254H150ZM155 252V253H154ZM168 252H169V250H168ZM7 253H8V255L9 256H11V257H8L7 256ZM18 253V254H17ZM23 255H22V254ZM65 253V254H64ZM173 253H175V254H173ZM187 253H189L188 251H187ZM231 252H229V254H230ZM12 254H13V256H12ZM60 254V255H59ZM154 254L156 255L155 257V260L153 259V256H154ZM166 254V255H165ZM179 254V255H178ZM246 255V257H245V255ZM20 255V256H19ZM34 255V256H33ZM38 256V258H37V256ZM41 257H40V256ZM62 255V256H61ZM152 256V257H150V256ZM157 255H159V256H157ZM162 255V256H161ZM172 255H174V256H172ZM176 255L178 256V261H176V260H174V258L176 259L177 257H176ZM184 255V256H183ZM186 255H188V256H186ZM241 255V254H240ZM24 256V257H23ZM28 256V257H27ZM29 256H31V257H29ZM36 256V259L34 258L33 259V261H32V257H35ZM44 256V257H43ZM47 256V257H46ZM56 256H59V257H56ZM172 256V257H171ZM183 256V257H182ZM215 257V258H211V257ZM26 257V258H25ZM61 257V258H60ZM158 257V258H157ZM166 257H168V259L166 258ZM171 257V258H170ZM185 257V258H184ZM225 257L229 260H227V261H225ZM237 257V256H236ZM25 258V259H24ZM39 258H41L40 259V262L38 263L37 261H39ZM45 258V259H44ZM47 258H49V259H47ZM59 258V259H58ZM182 258H183V260H182ZM187 258H188V260L189 259H192V260H190L189 262L187 261ZM217 258V259H216ZM238 258V257H237ZM15 259H16V257H15ZM15 259H13V260H15ZM24 259V260H23ZM58 259V260H57ZM164 259V260H163ZM215 259V260H214ZM219 259V260H220ZM35 260V261H34ZM42 260V261H41ZM46 260H49V262L48 261H46ZM152 260H154L153 262H152ZM186 260V261H185ZM194 260H195V262H194ZM219 260H218V262H219ZM10 261H12V260H10ZM10 261H5L6 263H4V264H20V263H18V262H20V261H16L15 260V262H10ZM32 261V262H31ZM44 261V262H43ZM58 261V262H57ZM221 261V260H220ZM233 261V262H232ZM240 261V262H239ZM28 261H27V263L26 264H30ZM42 262V263H41ZM52 262V263H51ZM64 262V261H63ZM63 262H61V264H63ZM171 262V263H170ZM208 262V263H207ZM210 262V263H209ZM224 262L222 263V264H224ZM255 262V263H254ZM69 263V262H68ZM67 263V264H68ZM71 263V262H70ZM157 263V261H155V264H158ZM217 263V262H216ZM59 264V263H58ZM64 264H66V263H64ZM72 264V263H71ZM205 264V263H204Z\"/></svg>",
  "mask_w": 264,
  "mask_h": 264
}]
</instances>
